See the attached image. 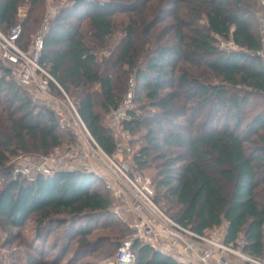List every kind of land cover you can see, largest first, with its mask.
<instances>
[{"label":"trees","instance_id":"1","mask_svg":"<svg viewBox=\"0 0 264 264\" xmlns=\"http://www.w3.org/2000/svg\"><path fill=\"white\" fill-rule=\"evenodd\" d=\"M151 1L73 0L49 21L40 63L75 99L80 117L108 154L115 149L114 140L96 100L101 99L104 114L117 109L124 98L110 70L127 64L124 74L135 71L136 94L143 97L124 127L130 134L145 131L134 162L141 172L155 169V202L166 200L165 212L198 233L226 222V244L240 247L244 241V252L264 259V199H258L259 190L264 191V62L258 54L256 1L172 0L175 42L155 46L138 62L137 24L148 35L158 22H147L144 15ZM24 3L29 6L24 33L29 20L39 23L38 14L32 15L45 0H0L3 32L22 16ZM182 9L188 16H182ZM122 13L129 20L121 51L110 70L102 69L97 53L109 46ZM136 15L141 19L134 20ZM203 18L206 26L199 25ZM220 39L236 48H221ZM0 71V229L9 246L25 247V264H49V238L51 249L61 251L58 260L75 239L80 247L94 245L87 236L95 224L119 227L121 220L110 211L112 200L103 183L85 170L61 169L32 180L14 175L12 158L64 150L73 137L61 130L54 110L34 103L27 89L7 78L1 59ZM29 225L32 241L23 239ZM59 228L60 236H53ZM130 234L119 236L117 249ZM133 251L135 264H179L138 242Z\"/></svg>","mask_w":264,"mask_h":264},{"label":"built area","instance_id":"2","mask_svg":"<svg viewBox=\"0 0 264 264\" xmlns=\"http://www.w3.org/2000/svg\"><path fill=\"white\" fill-rule=\"evenodd\" d=\"M59 1L49 5L48 15L36 32L30 49L22 44V22L14 24L8 32L0 30V59L7 70V78L35 92L33 102L54 110L61 130L73 137V143L66 149H56L41 156L34 173H30V168H15L14 175L21 173L32 180L39 174L51 175L56 170L81 169L97 176L111 196V213L131 230L112 262L106 264H135L137 258L133 246L137 242L179 264H264V259L253 258L243 251L244 241L240 242V247L226 244V232L222 234L219 227L198 233L175 221L155 202L153 180L136 168L133 137L124 127L131 120L130 112L135 109L133 100L137 85L134 78L129 82L128 93L121 105L109 114L108 127L114 140V151L108 154L97 143L66 92L40 63L49 21L57 14L54 6L57 4L62 8L65 5L63 0ZM260 2L264 11V0ZM259 22L262 48L258 54L264 62V16ZM2 74L0 71V78ZM49 82L58 88L63 101L52 94ZM39 95L44 99L42 103Z\"/></svg>","mask_w":264,"mask_h":264},{"label":"rangeland","instance_id":"3","mask_svg":"<svg viewBox=\"0 0 264 264\" xmlns=\"http://www.w3.org/2000/svg\"><path fill=\"white\" fill-rule=\"evenodd\" d=\"M71 0H63L64 2V6L69 5ZM256 1V5L254 7V9L256 10V14H255V21L256 24L260 30V22L259 19L261 17L264 16V11L262 9L261 6V2L260 0H255ZM53 1L50 0H45V6L41 9L38 10V12L33 13V16L37 15L39 16V23L32 25V23L30 22V20L28 21L27 25L25 26V33L24 36L25 38L22 39V44L24 45V47L26 49H30L33 38L36 34V32L42 27L43 21L46 18V16L48 15L49 12V5L52 3ZM61 2V0L59 1ZM172 2V0H152L148 10L144 13V15L147 17V22H152L154 20H156L157 23L154 24V26H152L150 28V34H146V30L147 28L144 27V25H140L139 22L137 24L136 27V34L134 37L135 43H136V49L139 52V56H141L140 58L137 59V61L139 62L142 58V56H144V54H146V52H148L150 49L155 48V46L157 45H171L175 42V36H174V31L172 30V24H173V20L171 18V14L170 12L173 10V5H169ZM55 3V2H54ZM57 5V4H56ZM54 6V10L57 12L61 9L58 6ZM21 11H22V16L18 17L16 23L18 22H23V20L26 18L27 16V11L29 9V6L27 3H24L21 6ZM163 11L162 13V10ZM26 11V12H25ZM182 12V16H188L186 14V11L184 12L183 9L181 10ZM128 16L124 13L122 14H118L117 16V22H119V25L116 28L114 37H112L109 40V46L105 47L104 49H102L101 51H99L97 53L98 55V62L100 63V66L102 69H105L107 66L109 67L110 70V65L112 62L115 61L117 55L119 54V52L121 51V47L120 44L123 42V39L125 37V30L124 27L128 24ZM133 18H135L134 20H140L141 19V15H136L135 17L133 16ZM158 18V19H157ZM190 20L191 18H185ZM86 21H84L85 23ZM121 24H123V26L121 27ZM199 25L201 26H206L207 25V21L205 18H203L201 21H199ZM83 29H86V25L83 26ZM0 30L3 32L4 30L0 28ZM119 46V47H118ZM220 47L223 49H230V48H236L234 45H232L231 42H227L224 41L222 39H220ZM113 53V54H112ZM109 60L108 63H106V60ZM119 68L116 69H111L110 70V74L113 77L114 80V85L118 91V93L125 98L128 90H129V82L131 79H135L136 85H137V78L135 77V71H130L129 74H124V72L128 71V65L124 64V65H119ZM107 67V68H108ZM121 68V69H120ZM216 82V81H215ZM51 88V87H50ZM97 88V87H96ZM95 90V87H94ZM28 93L31 95L32 98H34V96L36 95L35 92H32L30 90ZM51 92L53 95H55L56 98H58L59 100L63 101L62 99V95L60 97V94L58 95L57 92H55L52 88H51ZM60 92V91H59ZM139 96L142 98L143 97V93L142 94H136L134 100H133V106L135 108H137V106L139 105ZM69 100L75 105L76 101L75 99L71 98L68 95ZM44 99H42V96L39 95V101H43ZM100 98H97L96 100V105H97V111L100 112L103 117H104V123L106 126H108L109 123V113L104 114L101 111L100 108ZM67 103V101H66ZM38 104V103H37ZM262 104V106L264 105L263 101H261L260 105ZM40 105V104H39ZM250 109H247V112ZM260 110V107L256 108L254 112H258ZM250 114V112H248ZM206 115V111L204 113H202L201 115H199V120L203 119ZM144 130H141L139 132L136 133H132V137H133V146L136 149V152H138L141 147L145 144V141L143 140V134H144ZM65 148V146L62 147V149ZM39 159L40 156H36V155H24V154H20L17 157H14L11 159V165L13 166V169L15 170V168H30V173H34L35 171V166H38L39 163ZM157 162V161H156ZM146 175L149 176L151 179H154V177H156V171L154 168L152 169H147L146 170ZM17 176H24L23 174H18ZM25 178L29 179V177L24 176ZM30 180V179H29ZM156 182V181H155ZM155 186V190H156V194L159 195V190L156 186V183L154 184ZM263 189V187H262ZM260 189L259 193H258V199L259 200H263V193L264 191ZM165 190H162L161 195L164 193ZM166 200L163 202H160L158 204V206L163 210L166 211L167 207H166ZM130 220V218H129ZM118 223H120L119 227H116L114 225H110V226H102L99 223L98 225L95 224L94 227L92 228L90 234L87 236L88 240L90 242H92L94 245L88 246V247H80L79 243H78V239H75L74 241L71 242L69 249L67 250V252L65 253V255L63 256V258L61 259H56L58 257V255L60 254V249L57 248V250H52L51 249V244H52V237L48 239V242L46 244V257L45 260H49L48 263L52 264L53 262H56L57 264H69L70 261L72 262V260L77 259V261H75L73 264H106L108 262H112V260L114 259L115 255H116V249L118 246V241L121 240L119 239V236H123L124 234H129L130 233V229L128 227L127 224H125L122 221H117ZM122 222V223H121ZM226 222H224L221 227H219V230L222 234H224L226 232ZM123 230V231H122ZM126 231V232H125ZM263 231H264V225H263ZM62 233L61 228L56 229L55 232L53 233V236L59 235ZM34 237V232H33V228L32 225L27 226L26 228H24L23 230V239H26L28 241H32ZM54 238V237H53ZM63 238V237H62ZM81 238V237H79ZM18 243H14L13 246L17 245ZM13 246H9L8 243L6 242V236L3 234V232L0 229V264H25L26 259H25V247H13ZM21 256V260L16 259V256ZM70 263V264H72Z\"/></svg>","mask_w":264,"mask_h":264}]
</instances>
